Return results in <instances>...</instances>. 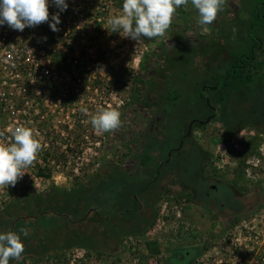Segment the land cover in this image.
<instances>
[{
  "label": "rangeland",
  "instance_id": "1",
  "mask_svg": "<svg viewBox=\"0 0 264 264\" xmlns=\"http://www.w3.org/2000/svg\"><path fill=\"white\" fill-rule=\"evenodd\" d=\"M260 1L262 0H226L223 10L218 13L216 20L211 25L206 26L208 31L205 32L198 24V11L194 9L189 0L187 9L184 6L177 8L172 24L163 37H157L155 41L143 38L139 44L132 39L123 38L119 33H110L108 20L122 13L121 0H114L108 5H97L100 8L99 11H102V8L108 10L106 17L108 19L100 23L95 21L94 24L91 21H83L80 25L88 30L86 31L87 35L83 36L85 42L81 43L80 50L86 52L88 48L89 53L95 57L92 59L93 62L89 63V88L73 84L75 89L78 88L80 91L77 93L78 100L73 102L74 105L70 111L59 110V116L52 118L56 122L59 121L60 147L58 151L61 159L59 171L53 174V178L47 180H35L32 176V181L18 190H21L22 194L29 192L49 194L58 190L68 191L87 182L93 176L102 178L104 174L116 171L112 174L114 177L111 178L112 200L120 199L122 196L121 189L115 188L118 181H121L122 187L131 182L133 189L138 194L139 200L135 196V200L130 205L133 209L139 207L140 211L135 215L136 217L125 220L127 228L132 231L134 229V233L123 236L124 241L127 242L125 245L127 249L124 251L120 244L117 245L116 252L96 257V253L87 255V251L73 248L65 253L52 252L43 261L28 259L25 264L165 263V257L173 247L171 239L175 238L174 235H171V230H178L177 227L181 226L179 222H185L183 212L187 203L184 199L190 191L188 186L196 187L195 189L201 196L204 193L202 190L207 189L209 184L202 180L201 165L204 155L201 154V148L198 146L197 151L190 149L192 143L190 140L186 144L185 148L187 149L174 151L169 160L162 162L160 158L165 157V150L172 144L179 146L177 140L174 141L175 143L171 141L170 137H174V132L176 134L179 130L184 129L191 118L205 117L202 112L207 109L208 101L202 99L199 90L206 84H213L212 76L221 75L222 70L231 63L232 56L237 57L251 45V41L246 38V29L249 25L247 14ZM68 2L69 0H66V3ZM262 13H264V9H262ZM234 29L235 31H233ZM256 33L264 44V25ZM183 40L186 45L181 43ZM158 48H160L161 63L159 72L151 84V93L155 100L154 104H158L157 114L161 116L159 119H162L156 122L155 140L149 143L156 148V151L151 155L155 160H160L155 162L153 167L147 170L140 168L138 171L137 167L139 168L140 165L128 164L129 160L133 159L134 152L128 143L119 141V133L115 130L98 134L93 129L90 119L100 107H111L118 110L121 113V122L128 119L134 79L139 74L140 66ZM260 61L264 64V55H261ZM101 69L102 71H99ZM68 83L70 82L61 81L59 87L61 86L65 90ZM74 92L76 93V91ZM172 92L179 93V101H171L167 98ZM207 93L210 101L214 103L216 99L223 97L225 91L217 93L208 90ZM239 93L242 94V92ZM243 95L247 96L244 92ZM229 97L232 104V99L235 98L232 92L229 93ZM231 104H223V110L220 113L221 119L226 116L223 119L228 121L230 118L231 121L225 125L222 123L223 126L220 124L221 121L212 122L209 128L205 129V134L202 135V137L206 136L202 147L205 148V152L208 150L206 148H210L209 152L211 151V154L214 152V155L218 150L223 152L221 146L219 148L220 143L224 142L228 147L233 140L243 139L242 148L232 154L234 160L220 161V156L217 159L221 168L217 170L216 174L220 181L224 182L221 185V182L218 181V196L226 205H236V202L237 205H240L235 208L236 220L240 219L239 216L246 214L249 209L253 211L252 216L254 217H250L249 220H262L264 215V131L261 128L264 125V93L255 97L254 103L251 104V110L248 112L240 110L237 113L234 109L233 114ZM73 109L74 113H72ZM82 109H87V113L82 112ZM244 115L246 118L242 119L243 124L237 122L236 118H242ZM183 118L185 126L181 120ZM65 125H71L74 129L64 128ZM124 125L125 123H122V126ZM82 129L81 135L80 130ZM195 136L198 137V133ZM213 136H216L215 139L212 138ZM134 143L138 144L137 139ZM149 143L141 144V147L145 149ZM247 143H250L253 148H248ZM66 144L72 151L64 152ZM156 168L159 170L163 168L162 173L159 174ZM26 179L30 180V177L27 175ZM96 180V178H92L88 186L96 187L98 182ZM152 181L155 182V186L151 193L142 191V188L148 187ZM96 189L98 188H93V192ZM227 189H230V193ZM191 192L193 193V191ZM62 194L59 193V197ZM74 194L75 192L71 194L72 197L75 196L74 201L84 204L83 198L81 201ZM230 194H233L234 198H231ZM44 201L49 202L51 198L45 197ZM31 202L32 200H29L21 205L29 207ZM139 203L140 205H138ZM111 204L110 208H113L114 205ZM21 205L16 204L15 207ZM120 206L127 207V203L123 201ZM191 215V218L188 217L186 220L191 222V227L196 226L197 231L201 230L202 233L207 226L205 222L213 219L229 220L224 214L208 215L210 218L208 216V219L204 218L198 209H195ZM13 217L15 218V215ZM138 218L140 219L139 224ZM151 220L157 222L156 228L160 236L161 248L153 256L142 255L139 250L140 245L142 246V243L151 244L153 238L158 237L156 232H150V228L142 232ZM172 226H176V228ZM164 228L166 231H170V235L161 234ZM92 231L93 234L89 237L71 238L70 244L78 245L86 242L91 248L98 249L105 237L98 238L96 236L95 226L92 227ZM202 233L201 236L204 237ZM212 246L213 242L209 238L203 252Z\"/></svg>",
  "mask_w": 264,
  "mask_h": 264
},
{
  "label": "built area",
  "instance_id": "2",
  "mask_svg": "<svg viewBox=\"0 0 264 264\" xmlns=\"http://www.w3.org/2000/svg\"><path fill=\"white\" fill-rule=\"evenodd\" d=\"M113 2L69 0L67 10L60 12L58 32H53L48 23L26 27L22 32L7 25L0 26V131H4L11 141L7 129L24 125L34 130L35 138L42 145L33 165L23 169L25 174L16 185L0 188V215L22 195L18 189L32 181V176L35 180H47L37 175L38 169L50 163L54 173H58L55 150L59 149L60 143L59 121L52 118H57L60 111H70L78 100L80 91L73 84L89 88V63L95 58L88 48H84L86 52L80 50L81 43L85 42L83 36L88 33L80 25L83 21L94 24L107 20L108 10L102 8L99 11L97 5ZM58 11L50 2V16ZM61 81L70 82L65 90L59 87ZM64 128L74 129L71 125ZM242 143L241 138L233 140L228 147L224 142L220 143L223 152L212 153L211 167L221 168L219 156L220 161L234 160L232 154L242 148ZM27 175L30 180H25ZM252 215L253 211L249 209L239 216L241 220L235 219V223L225 231L223 229L217 242L193 264H264V215L262 220L251 221Z\"/></svg>",
  "mask_w": 264,
  "mask_h": 264
},
{
  "label": "trees",
  "instance_id": "3",
  "mask_svg": "<svg viewBox=\"0 0 264 264\" xmlns=\"http://www.w3.org/2000/svg\"><path fill=\"white\" fill-rule=\"evenodd\" d=\"M122 5L123 0H121L120 2L121 9ZM259 5L260 4H256V6ZM257 18L254 19L253 23L246 30V38H248V40L252 41L253 43H256L257 39L261 40L256 32L258 28L264 25V20H259ZM144 39L149 40L147 38ZM156 39L157 37L151 39L150 41H155ZM160 56V48H158L142 64L143 69L135 77L134 85L131 90L129 117L125 122H122L123 124L125 123V129H123L121 126L116 130V132L119 133V141L125 144L128 143L131 150L135 152L133 158L139 159L137 161L138 165H140L139 168L137 167L138 171L140 168L147 170L153 167L155 165V162H157V160H153L154 157L151 155V151L155 147L153 144L149 143V146L141 152L137 150L136 144L134 143L135 139L132 138L133 135H136L137 133L136 130H133L135 126L134 117L138 115L136 111L138 110L137 105L140 104V101L142 99L145 102L146 100L144 99H146L147 94L151 91V84L153 82V79L159 72V65L161 63ZM241 59L242 57H239L235 61V63L237 64ZM228 77H230L234 81L241 78L240 75H229ZM251 80L252 79H249V81ZM231 86L232 84L225 86L220 85L219 89L217 91H214L217 93L220 91L226 92L227 89ZM199 95L202 97V93L200 92V90ZM167 98H169L171 101L177 102L179 101L180 96L179 93L172 92ZM72 101L73 100H71V102ZM225 117L226 116L222 117L221 119V117L219 116L217 118L218 120L216 121H221L225 125V123L231 121L230 118H227L228 121H225V119H223ZM244 117L245 115L242 118L237 117V122H241V124H243L242 119ZM121 129H123V132H127V136L125 135L124 137ZM262 130L264 131V129ZM80 132V134L82 135L83 129L80 130ZM246 146L248 148H253L250 143H247ZM68 151L72 150L67 146L64 152ZM55 153L57 154L58 159L56 166L59 167L61 159L59 158L58 149ZM64 154L62 155L63 158ZM164 158L160 159L163 160ZM115 172H112L111 174H104V177L102 178H100L101 176L99 178L93 176L88 179L87 182L81 183L79 186L72 190H58L57 192H51L49 194H37L34 192H29L16 197L14 199V202L11 205L7 206L0 215V233H5L8 231L16 232L21 237V241L25 246V251L23 252L22 259L20 261L10 260L9 264H25L28 259L43 261V259H45V257H48L52 252L56 251L65 253L66 251L73 248H81L88 252L87 255L96 253L100 256L104 253L116 252L115 250L117 249V245L121 244V238L123 236L125 237L126 234L128 235L129 233H134V229L132 231L131 229L127 228L128 226L125 224V220L136 217L135 215L140 211V208H131L130 203H133V201L135 200V196L137 197V200H139L138 194H136L135 189H133L131 182L127 186L124 185V187H122L121 181H118L115 188H117L118 190L121 189L120 192H122V196L120 195V199L122 200H112L113 196L111 191L113 190V188L111 185V178L114 177L112 176V174ZM53 174L54 171L52 169V164L50 163H47L45 168L38 169L37 172L38 176L46 179H51L53 177ZM92 178H96V181H98L96 187L88 186ZM108 180L110 181L106 183ZM154 183V181L150 182L148 187L142 188V191H152L155 186ZM93 188L98 189L93 192ZM110 188L112 190H110ZM73 192H75L74 195L79 197L81 201L83 198L84 204L74 201L75 196H71ZM59 193H63L62 196L59 197ZM45 197H50L51 201H44ZM29 200H32L29 207L21 205L22 203H25ZM123 201L127 203V207L120 206V203H123ZM110 203H112L111 205H114L113 208H110ZM16 204H19L21 206L15 207ZM138 205H140V203ZM14 210L15 213L13 214ZM13 215H15V218L13 217ZM139 223L140 219L138 221V224ZM93 225L96 227V236L98 238L105 237V239L101 243L102 245H100L98 249L91 248V246L86 242L78 245L70 244L71 238L73 237L91 236L93 234ZM124 226L126 230H124ZM148 228L149 226L147 225V227L143 229L142 232H145ZM21 229H26L28 231V236L25 237L21 232Z\"/></svg>",
  "mask_w": 264,
  "mask_h": 264
},
{
  "label": "flooded vegetation",
  "instance_id": "4",
  "mask_svg": "<svg viewBox=\"0 0 264 264\" xmlns=\"http://www.w3.org/2000/svg\"><path fill=\"white\" fill-rule=\"evenodd\" d=\"M260 4L259 6L254 5L252 11H246L248 16L249 25L247 29L250 27V25L253 23L254 19L257 18L259 20H264V13H262V9H264V0L256 3ZM249 9V8H248ZM246 29V30H247ZM260 29V28H258ZM182 44H185V40L181 41ZM186 45V44H185ZM261 55H264V44L263 40L257 39L256 43H253L251 41V45L249 46L246 51L242 52L240 55L238 54L237 57L232 56L231 63L222 70V74L219 76H212L213 84H206L203 86L202 89H200V92L202 93V99L205 101H208V107L206 110L202 112L203 115H205L204 118L201 117H194L191 118L190 121L185 126V120L184 118L181 119L184 122L185 128L182 130H179L176 134L174 132L173 136L170 137L172 140V143H175L174 141L179 143V146L172 144L170 147H168L165 150V158L162 160V162H165L169 160L174 151H180L183 149H187L186 144L189 142V140L192 142L190 144V149L197 151V147L199 146L201 148V154L204 155L203 157V164L201 165V169L203 171L202 173V180L206 183L208 182L209 186L207 189L202 190L204 193L199 196V192L195 189L196 187L188 186L189 187V193L187 197L184 199L187 204L186 209H184V218L185 222L180 223V227L178 226V230H171V235H174L172 237L171 241L172 248L169 252V254L165 257V263L162 264H193L196 260L200 258V256L203 253V249L205 246V243L210 238V240L213 243H216L219 239L220 235L223 232V229H228L230 226L235 223V217H236V210L235 208L240 207V205H226L225 202L220 200V197L218 196L219 192V186L218 181L220 179L217 176L218 173L215 167H211V161H212V154L209 152L210 148H206V152L204 151L205 148L202 147L204 138L202 135L205 134L207 128L211 125L212 122H215L218 120L217 118L220 116L223 104L230 105V97L229 93L232 92V95H234V99H232V111L235 109L237 113L241 110H251V104L254 103V99L257 95L264 92V64L260 61ZM242 57V59L236 64L235 61ZM142 65L140 66L139 73L142 71ZM235 76L240 75L241 78L238 80H233L228 76ZM249 79H252L249 81ZM216 84V85H215ZM230 88L227 89V91L224 93L223 97L221 96L220 99H216L215 103H212L210 101V97L207 93L208 90H218L219 86H225V85H231ZM239 92H242L240 94ZM243 92L247 94V96L243 95ZM236 93V94H235ZM151 91L147 94V97L145 102L143 99L140 101V104L137 105L138 115L134 117L135 126L133 130H136V135H133L132 139H137L138 144H136L137 150L143 151L144 148L141 147V144H147L150 141L155 140L154 131L156 129V122L161 121L159 117L160 115L157 114L158 104H154L155 100L153 99ZM244 106V107H243ZM234 114V111H233ZM219 122V121H216ZM222 124V122L220 123ZM223 126V124H222ZM131 127V124H130ZM133 127V126H132ZM123 129H125V125L122 126ZM123 129L121 131L123 132ZM264 129V125L263 128ZM198 133V137L195 136ZM124 137L127 136V132H123ZM171 134V133H170ZM200 134V136H199ZM123 137V135H122ZM216 136H213L212 138L215 139ZM193 138V139H191ZM202 141H201V139ZM149 146V145H148ZM147 146V147H148ZM203 150V153H202ZM136 151V150H135ZM156 151V148L151 152ZM200 153V151H198ZM135 154V152H134ZM139 159L133 158L130 159L128 164L132 163V165L138 164ZM155 160V158H153ZM159 160V159H158ZM157 160V161H158ZM130 170V169H128ZM162 169H158L159 174L162 173ZM136 172V171H134ZM131 174V173H130ZM221 182V181H220ZM171 183V182H170ZM175 184L174 182H172ZM224 182H221V185H223ZM184 188L185 185H183ZM194 188V189H193ZM188 189V188H187ZM230 193V189H227ZM193 191V193L191 192ZM148 193H151L148 192ZM231 198H234L233 194L229 195ZM198 209L201 213V216L204 218H207L209 215H226L227 221H223L221 219L219 220H210L209 222H205L207 225L206 228H204V232L202 233L197 231L198 228H195L196 226H190L191 222L187 221L186 218L190 217L192 212ZM238 211V210H237ZM181 213L180 211L178 212ZM208 216V217H209ZM210 218V217H209ZM208 219V218H207ZM157 220V219H156ZM149 230L150 232H157V222L155 220H151L148 222ZM173 228H176V226H172ZM167 228V227H166ZM166 228H164L161 232L167 233L170 235V231H166ZM161 231V230H160ZM176 233V235H175ZM204 235V237L201 236ZM180 237V238H179ZM160 236L158 234L157 238H153V242L149 243H142V246L140 245L139 250L142 255H151L153 256L158 250H160ZM121 246L122 250H126V244L127 242L124 241L123 237L121 238ZM206 252V251H205ZM151 253V254H150ZM126 254V253H122ZM103 255H106L104 253ZM100 255V256H103ZM157 256V255H156ZM96 257H99L98 254H96Z\"/></svg>",
  "mask_w": 264,
  "mask_h": 264
},
{
  "label": "clouds",
  "instance_id": "5",
  "mask_svg": "<svg viewBox=\"0 0 264 264\" xmlns=\"http://www.w3.org/2000/svg\"><path fill=\"white\" fill-rule=\"evenodd\" d=\"M59 11L50 16L49 6ZM198 11V24L205 32L217 18L226 0H190ZM189 0H123L122 13L108 20L110 33H119L123 38L137 41L163 37L172 24L177 8L187 9ZM66 0H0V26L7 25L17 31L48 23L53 32H58L61 23L60 12L66 11ZM235 31V29L233 30ZM46 39V37H45ZM99 71H102L99 70ZM87 113V109L81 110ZM121 113L111 107H100L91 116L90 123L98 133L115 131L122 126ZM11 141L0 131V188L14 187L25 174L23 169L33 165L42 145L35 138L34 130L24 125L7 129ZM26 237L28 231L21 229ZM25 246L20 235L14 231L0 233V264L10 260L20 261Z\"/></svg>",
  "mask_w": 264,
  "mask_h": 264
}]
</instances>
